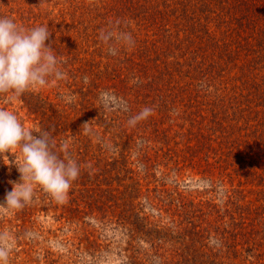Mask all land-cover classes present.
<instances>
[{"label": "rangeland", "instance_id": "1", "mask_svg": "<svg viewBox=\"0 0 264 264\" xmlns=\"http://www.w3.org/2000/svg\"><path fill=\"white\" fill-rule=\"evenodd\" d=\"M132 1L136 11L127 0H0V17L49 27L63 73L27 91L39 109L10 93L0 109L48 131L80 168L65 200L34 186L31 204L0 212L10 264H264V185L247 173L264 175V154L247 147L260 143L249 124L264 117V98L255 109L247 100L264 87V69L215 65L207 103L196 100L174 86V0ZM148 65L155 80L144 77ZM13 154L0 159V202L20 181Z\"/></svg>", "mask_w": 264, "mask_h": 264}, {"label": "clouds", "instance_id": "2", "mask_svg": "<svg viewBox=\"0 0 264 264\" xmlns=\"http://www.w3.org/2000/svg\"><path fill=\"white\" fill-rule=\"evenodd\" d=\"M51 35L48 26L25 29L9 17H0V95L10 93L13 98H18L34 87H44L49 78L63 77L52 44H46ZM101 37L106 39L103 33ZM125 42H131L130 34ZM108 52L116 54L111 47ZM151 111L144 108L129 123L134 125L141 117L147 118ZM14 149L22 155L20 163L14 160L20 181L9 182L12 190L0 202V212L23 210L31 204L35 196L34 186L57 201L67 198L80 175L77 161L67 152L61 156L55 150L54 138L48 131L34 133L25 128L14 113L0 109V159L4 161L8 154L14 155ZM11 251L12 241L8 233L0 232V264H10Z\"/></svg>", "mask_w": 264, "mask_h": 264}, {"label": "trees", "instance_id": "3", "mask_svg": "<svg viewBox=\"0 0 264 264\" xmlns=\"http://www.w3.org/2000/svg\"><path fill=\"white\" fill-rule=\"evenodd\" d=\"M127 2V8L132 9L133 1L127 0ZM153 7L156 8L154 10L156 14H162L159 6ZM132 10L136 11V9ZM149 17L150 15L144 21L149 20ZM174 19V86L181 89L182 87L178 86L181 84L184 87L183 92L187 95L197 91L192 97L207 103L209 96L204 95L206 92L204 88L211 85L206 81L215 65L228 63L227 68L243 72L247 76L254 74L257 77L264 69V0H174ZM142 48L148 54L157 50L156 46L150 50V42H146ZM189 53H192L193 57H189ZM144 69V77L149 74L153 80L158 77L154 73V67L148 65ZM163 71L173 75L167 61ZM252 84L254 85V82ZM249 89L250 86L247 90ZM254 91L256 94L248 99L247 103L255 109L261 105L258 104L259 100L264 98V87ZM249 92L253 93L252 90ZM24 96L30 108L32 106L33 109L34 107L39 109L40 106L35 103L32 93L25 92ZM231 104L240 112L237 101ZM262 104L264 106V102ZM247 108L251 110L250 106ZM257 115H260L259 111ZM252 121L257 122L256 125L249 124V130L255 129L251 135H256L260 143L255 142L254 145L247 147L251 152L255 150L262 155L264 140L261 136L264 133L260 132L264 128V117H256ZM230 135L233 136L231 133ZM234 140L236 142L240 138ZM247 173L255 181L260 179L259 186L264 185L263 174H258L252 167H249ZM262 194L264 199V191ZM258 209L261 210L260 207ZM261 215H264V207Z\"/></svg>", "mask_w": 264, "mask_h": 264}]
</instances>
